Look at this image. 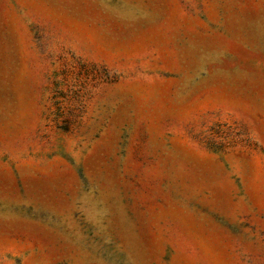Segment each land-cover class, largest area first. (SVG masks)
Instances as JSON below:
<instances>
[{
  "label": "rangeland",
  "instance_id": "1",
  "mask_svg": "<svg viewBox=\"0 0 264 264\" xmlns=\"http://www.w3.org/2000/svg\"><path fill=\"white\" fill-rule=\"evenodd\" d=\"M0 264H264V0H0Z\"/></svg>",
  "mask_w": 264,
  "mask_h": 264
}]
</instances>
